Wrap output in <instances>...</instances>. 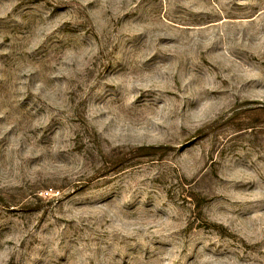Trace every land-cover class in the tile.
<instances>
[{
  "label": "rangeland",
  "instance_id": "obj_1",
  "mask_svg": "<svg viewBox=\"0 0 264 264\" xmlns=\"http://www.w3.org/2000/svg\"><path fill=\"white\" fill-rule=\"evenodd\" d=\"M0 264H264V0H0Z\"/></svg>",
  "mask_w": 264,
  "mask_h": 264
}]
</instances>
